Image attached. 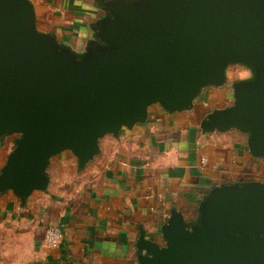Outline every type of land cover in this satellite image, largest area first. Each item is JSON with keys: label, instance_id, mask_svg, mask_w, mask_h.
<instances>
[{"label": "water", "instance_id": "water-1", "mask_svg": "<svg viewBox=\"0 0 264 264\" xmlns=\"http://www.w3.org/2000/svg\"><path fill=\"white\" fill-rule=\"evenodd\" d=\"M85 51L37 28L30 0H0V140L14 149L0 193L24 202L48 185L50 161L69 152L82 170L99 140L148 119L159 105L191 110L201 92L227 83L232 104L210 111L202 133L238 130L264 160V0H98ZM161 241L140 231L139 264H264V179L210 190L194 220L171 210Z\"/></svg>", "mask_w": 264, "mask_h": 264}, {"label": "crops", "instance_id": "crops-1", "mask_svg": "<svg viewBox=\"0 0 264 264\" xmlns=\"http://www.w3.org/2000/svg\"><path fill=\"white\" fill-rule=\"evenodd\" d=\"M30 1L37 28L40 20L54 21L42 32L54 33L78 54L85 51L90 27L102 15L98 0H45L42 19ZM211 94L204 89L191 110L173 114L152 105L145 123L101 138L100 153L82 170L63 152L50 161L46 189L24 202L12 192L0 193V264H139L140 231L161 241L171 210L194 220L214 187L262 181L264 160L249 154L245 133L200 131L210 111L232 104L205 108L204 102L214 100ZM13 149L14 137L0 140V170ZM50 226L62 234L56 248L44 242Z\"/></svg>", "mask_w": 264, "mask_h": 264}, {"label": "rangeland", "instance_id": "rangeland-1", "mask_svg": "<svg viewBox=\"0 0 264 264\" xmlns=\"http://www.w3.org/2000/svg\"><path fill=\"white\" fill-rule=\"evenodd\" d=\"M36 3H37V11H38V14L40 15L39 16V19H42V16H41V12H45V10L43 8H41L43 6V2L45 0H34ZM94 2H92L91 4V7H94ZM48 14L47 17H49L50 20H54L56 19L57 20V15H54V14H51L49 13L48 11L46 12ZM54 22V21H53ZM53 22L51 21V23H45V24H42L41 20L39 21L38 23V28L41 30V31H47L49 29H51L50 27H53ZM228 79H227V83L225 86L223 87H220L215 89V90H210L211 92H213L214 94H211L210 96L213 97L214 100H212V102H204L205 105H207L205 108H211V107H215V106H218V105H223L225 103H229L232 102V89H231V85L234 81H239V80H246L248 78H250L251 76V72L248 68L244 67V66H241V65H233L229 68V71H228ZM206 90V94L208 93L209 94V90L205 89ZM224 98H228L224 103L223 100ZM263 168V172H264V166L262 167Z\"/></svg>", "mask_w": 264, "mask_h": 264}, {"label": "built area", "instance_id": "built-area-1", "mask_svg": "<svg viewBox=\"0 0 264 264\" xmlns=\"http://www.w3.org/2000/svg\"><path fill=\"white\" fill-rule=\"evenodd\" d=\"M62 234L58 227L50 226L44 234V242L49 248H56L61 243Z\"/></svg>", "mask_w": 264, "mask_h": 264}]
</instances>
